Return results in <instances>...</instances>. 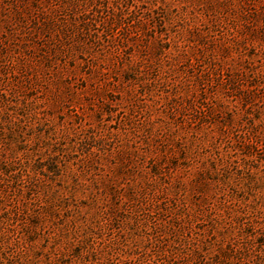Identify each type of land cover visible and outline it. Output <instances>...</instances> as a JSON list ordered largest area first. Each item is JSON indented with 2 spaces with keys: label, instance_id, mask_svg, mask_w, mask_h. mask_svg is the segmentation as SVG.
Returning <instances> with one entry per match:
<instances>
[{
  "label": "rangeland",
  "instance_id": "374dc122",
  "mask_svg": "<svg viewBox=\"0 0 264 264\" xmlns=\"http://www.w3.org/2000/svg\"><path fill=\"white\" fill-rule=\"evenodd\" d=\"M0 264H264V0H0Z\"/></svg>",
  "mask_w": 264,
  "mask_h": 264
}]
</instances>
